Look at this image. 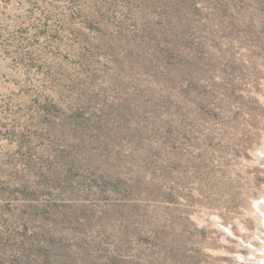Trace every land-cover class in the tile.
I'll return each mask as SVG.
<instances>
[{
    "label": "rangeland",
    "instance_id": "obj_1",
    "mask_svg": "<svg viewBox=\"0 0 264 264\" xmlns=\"http://www.w3.org/2000/svg\"><path fill=\"white\" fill-rule=\"evenodd\" d=\"M0 264H264V0H0Z\"/></svg>",
    "mask_w": 264,
    "mask_h": 264
}]
</instances>
